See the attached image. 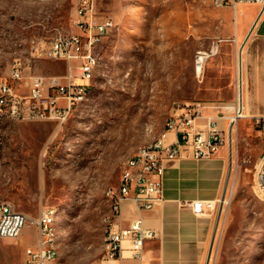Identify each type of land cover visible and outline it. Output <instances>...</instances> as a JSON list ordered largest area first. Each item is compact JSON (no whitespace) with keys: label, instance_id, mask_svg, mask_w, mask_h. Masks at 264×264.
Returning <instances> with one entry per match:
<instances>
[{"label":"rangeland","instance_id":"374dc122","mask_svg":"<svg viewBox=\"0 0 264 264\" xmlns=\"http://www.w3.org/2000/svg\"><path fill=\"white\" fill-rule=\"evenodd\" d=\"M234 10L231 0H96L95 15H111L115 26L100 41L98 65L76 110L61 124L0 116V201L30 216L52 207L63 264H94L105 255L108 191L118 186L126 159L159 136L180 103L234 102L243 51ZM75 17L76 0H0V77L21 93L32 74L64 81L60 59H35L21 80L9 71L13 59L30 56L33 38L49 41L63 31L80 33L84 42ZM205 51L210 55L198 70ZM262 146L248 116L223 144L225 193L205 211L212 222L208 264H264V193L255 183ZM36 241L32 226L16 239H0V264H25V247Z\"/></svg>","mask_w":264,"mask_h":264},{"label":"built area","instance_id":"2783aa9c","mask_svg":"<svg viewBox=\"0 0 264 264\" xmlns=\"http://www.w3.org/2000/svg\"><path fill=\"white\" fill-rule=\"evenodd\" d=\"M259 2L264 10V0H243ZM96 0H76L74 23L85 35L83 42L80 33L58 31L49 40L31 39L30 56L13 59L10 77L21 80L35 59L50 58L66 62L67 73L64 81L58 75L32 74L27 93H21L0 77V116L15 120L53 119L63 123L78 107L80 94L93 78L99 62L98 46L102 30L115 26L111 15L97 16L94 13ZM222 4V0H215ZM82 45L83 49L77 48ZM208 57L209 52H200ZM205 57V58H206ZM72 61L77 64L72 65ZM76 68L77 75H73ZM235 99L232 104L217 103L211 100L193 99L179 104V112L170 115L167 121V134L159 143L150 148H142L134 159L127 160L120 174L119 184L110 188V210L113 219H107V254L95 264H119L124 257L142 260L143 246L156 232L143 224L141 218L128 225H121V204L131 200L137 209H152L163 200V176L165 166L184 152L194 157H209L217 152L231 136L238 120L248 116L242 104V70L236 71ZM227 111V112H226ZM218 118L225 121L220 125ZM255 125L264 136V116H252ZM172 132L174 139L169 140ZM255 183L264 193V149L255 165ZM195 214H202L212 204L204 200L189 202ZM26 226L35 227L37 241L25 247V264H58L49 252V244L55 239L52 230V207L40 210L37 216H30L14 208L6 200L0 201V239L18 238ZM129 241L125 245V241Z\"/></svg>","mask_w":264,"mask_h":264},{"label":"crops","instance_id":"0c3cea01","mask_svg":"<svg viewBox=\"0 0 264 264\" xmlns=\"http://www.w3.org/2000/svg\"><path fill=\"white\" fill-rule=\"evenodd\" d=\"M231 2L235 8V41L243 42L242 104L252 119V116H264V10L255 1ZM218 122L225 123L220 118ZM166 134L163 128L159 135ZM168 138L173 140L174 134L170 132ZM227 155L223 145L209 157L197 158L186 151L165 166L163 200L158 205L152 209H137L129 199L122 202L121 225L141 218L156 235L145 240L142 260L124 257L119 264H208L210 248L206 249V243L212 222L206 212L195 214L189 202L223 198L227 185ZM124 244L128 245L129 241Z\"/></svg>","mask_w":264,"mask_h":264},{"label":"bare ground","instance_id":"6f19581e","mask_svg":"<svg viewBox=\"0 0 264 264\" xmlns=\"http://www.w3.org/2000/svg\"><path fill=\"white\" fill-rule=\"evenodd\" d=\"M108 31L109 30H102V36H100V41L102 40L103 37L106 36V34H108ZM203 54V52H202ZM204 57V55H201L197 61V66H198V70L200 69V66L202 64V58ZM238 61H237V71L239 72L241 70V51H239L238 53V57H237ZM89 84H87L85 86V89L83 90V94H80V98H79V101H78V104L82 101V99L86 96V93H87V88H88ZM88 97V96H87ZM84 102V101H83ZM170 118V117H169ZM169 118L166 120L165 122V126H164V132H167V121L169 120ZM163 135H159L158 137H156L152 142L150 143H147V144H142L140 146H138L134 152L126 159L127 160H130V159H134L136 155H138V152L142 150V148H150L151 146L153 145H156L157 143H159V140L161 139ZM125 161V162H126ZM260 190V189H259ZM261 191V190H260ZM211 202H214V200L212 199ZM53 217H54V211L52 209V230H53V233L56 234V231H55V228L53 226ZM107 219H113V212H109L105 218H104V221L106 222L107 224ZM105 240H107V231H106V237L104 238ZM49 252L52 254L53 257H55V260L58 261V264H63L62 261L60 260L59 258V255H58V251H57V247H56V237L55 239L52 240V243L49 244ZM107 254V251L105 253V255L100 259V261L102 259H104V257L106 256ZM82 264H85V263H82ZM95 264V263H94Z\"/></svg>","mask_w":264,"mask_h":264}]
</instances>
